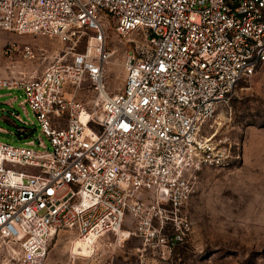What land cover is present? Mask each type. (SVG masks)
Returning a JSON list of instances; mask_svg holds the SVG:
<instances>
[{
    "label": "built area",
    "instance_id": "built-area-1",
    "mask_svg": "<svg viewBox=\"0 0 264 264\" xmlns=\"http://www.w3.org/2000/svg\"><path fill=\"white\" fill-rule=\"evenodd\" d=\"M104 19L126 40L116 94L103 84L113 54ZM0 30L65 45L37 77L0 78V88L24 89L50 146L0 143V242L19 243L17 264H45L60 234L91 253L126 220L157 253L182 243L196 173L242 162V143L204 132L264 66V0H0ZM19 53L37 57L27 45Z\"/></svg>",
    "mask_w": 264,
    "mask_h": 264
},
{
    "label": "rangeland",
    "instance_id": "rangeland-1",
    "mask_svg": "<svg viewBox=\"0 0 264 264\" xmlns=\"http://www.w3.org/2000/svg\"><path fill=\"white\" fill-rule=\"evenodd\" d=\"M105 21L106 45L113 54L104 65L103 84L108 94H116L123 84L126 40L117 38L113 24ZM25 45L34 50L36 59L21 56ZM64 50L55 38L0 30V78L37 77L63 57ZM263 82L264 66L237 85L205 126L204 134L226 135L242 143V162L229 169L204 167L196 173L194 193L182 210L191 223L182 243L164 255L157 253L143 246L126 220L117 233L103 235L87 256L71 254L81 247L74 242L75 234H60L49 246L45 264L54 256L52 264H264ZM91 96L86 85L76 93L85 104ZM25 99L22 87L0 88V143L28 147L40 139L50 149ZM20 129L29 132L26 138L19 135ZM165 234H171L170 227ZM6 244L0 242V264H17L19 243L12 248Z\"/></svg>",
    "mask_w": 264,
    "mask_h": 264
},
{
    "label": "bare ground",
    "instance_id": "bare-ground-1",
    "mask_svg": "<svg viewBox=\"0 0 264 264\" xmlns=\"http://www.w3.org/2000/svg\"><path fill=\"white\" fill-rule=\"evenodd\" d=\"M119 231V230H118ZM117 231V232H118ZM116 232V233H117ZM77 245H81V247L79 246L78 247V250L77 251H73V253H71V254H73V255H78V256H83V255H88L89 253H90V251H91V249H88L87 248V246L84 244V243H82V242H80V241H74ZM87 251V253H86V251ZM86 253V254H85Z\"/></svg>",
    "mask_w": 264,
    "mask_h": 264
},
{
    "label": "crops",
    "instance_id": "crops-1",
    "mask_svg": "<svg viewBox=\"0 0 264 264\" xmlns=\"http://www.w3.org/2000/svg\"><path fill=\"white\" fill-rule=\"evenodd\" d=\"M55 257V256H54ZM54 257H51L48 259V261L46 262V264H52V262L54 261Z\"/></svg>",
    "mask_w": 264,
    "mask_h": 264
}]
</instances>
